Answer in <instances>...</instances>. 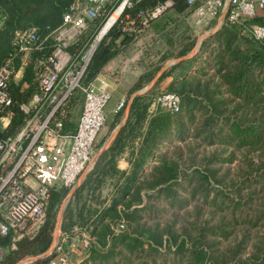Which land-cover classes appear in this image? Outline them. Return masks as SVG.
Masks as SVG:
<instances>
[{
  "label": "trees",
  "instance_id": "16d2710c",
  "mask_svg": "<svg viewBox=\"0 0 264 264\" xmlns=\"http://www.w3.org/2000/svg\"><path fill=\"white\" fill-rule=\"evenodd\" d=\"M69 1L0 0V62L11 51L14 29L32 24L36 26L38 35L44 36L58 24L61 12ZM131 1V6L125 7L123 14L128 12L134 15L137 9H148L156 2ZM169 6L176 11L190 7L185 0H171ZM157 16L150 18V21ZM263 20L264 16L254 15L240 23L221 22L200 42L195 55L174 62L157 77L158 83L170 76L166 89L178 94V108L175 111L157 106L153 108L136 154L130 162L129 171L122 177L110 203L98 209L84 202L77 209V217L80 219H87L94 212L90 218V234L94 240L90 241L81 264H165L167 260L181 264H264V37L254 38L244 30L246 25ZM101 21L102 18L96 17L89 22L87 29L70 47L73 55L76 54V44L92 39ZM123 23V19L116 21L98 39L81 74L82 83L91 79L124 45L135 39V34H127L122 29ZM135 25L138 26L136 21ZM188 46H182L176 52L177 55L184 54ZM36 53L31 52L19 80L9 85L13 114L0 132L2 134L16 131L24 121V113L18 108V102L36 90L32 73ZM192 66L194 70H191ZM151 72L152 69L141 72L128 93L144 84ZM22 82L26 85L22 86ZM73 91L65 104V114ZM150 92L151 88L132 96L124 124L112 143L100 154L98 161L102 159L103 165L110 168V173L115 171L113 158L125 138L133 137V130L140 127L153 98ZM66 123L64 117L63 128L68 129ZM189 137L197 138L200 145L204 144L202 146L214 144L220 146V150H227L228 156L225 158L228 161L237 151V155L241 154L239 174L225 173L215 178L213 173L216 169L208 165L212 162L211 157L204 158L200 164H194L196 152H193V147L196 143L191 145V142L185 146V159L192 165L188 170L184 166L181 147L173 146V141H184ZM170 147L171 150H168ZM215 152L214 155L217 154ZM147 160L150 163H146ZM96 165L91 170L94 175L87 176L70 197L66 204L67 215L71 214V200L78 196L80 188L90 179L97 180L95 174L98 171H106ZM200 165L204 167L203 173L199 170ZM140 170L141 174L136 180ZM208 176L219 185L212 186V193L209 190L208 194L205 190L199 199H203L211 210L219 212L220 219L218 217L217 222L200 227L193 221L190 229L181 223L179 231L171 228L169 222L162 226L155 220L153 223L147 222L153 219L144 217L149 216V211L153 209L150 204L152 199L163 193L173 201L177 187H187L193 178L195 181L200 178L208 181ZM140 189H144V203ZM63 192L62 188L52 191L43 224L20 246L9 247L10 233L0 235V247L3 248L0 264H13L21 256L38 253L47 247L54 225L51 208ZM118 204L123 205V209L131 206L123 213V219L130 229L114 232L107 218L120 217V210L116 208ZM178 217L176 211L172 213L173 222ZM223 222H227V225L236 223V230L240 226L246 231L251 228L258 230L246 256H240L244 249L241 244L246 241L244 238L232 243L229 254L225 253L226 250L221 252L209 248L212 243H217V237L224 238L229 233V230L222 227ZM72 224L73 221L63 220L61 229L67 230ZM204 237H207V241L203 242ZM161 246L165 249L162 252ZM160 253L163 256L159 258ZM52 254L34 258L27 264H46Z\"/></svg>",
  "mask_w": 264,
  "mask_h": 264
},
{
  "label": "built area",
  "instance_id": "2783aa9c",
  "mask_svg": "<svg viewBox=\"0 0 264 264\" xmlns=\"http://www.w3.org/2000/svg\"><path fill=\"white\" fill-rule=\"evenodd\" d=\"M197 1L200 4L195 10L199 18L214 17L220 10L224 12L220 21L228 23L243 22L255 15L256 8L264 6V0H185L188 6ZM170 3L171 0H156L152 7L137 9L131 15L123 14L124 8L131 6V0H70L58 24L44 36L40 37L32 24L13 30L11 51L0 62V132L13 114L9 85L19 80L31 52L38 53L32 72L36 90L18 102L24 121L12 133H0V235L10 233L9 247H14L19 238H30L37 232L46 217L50 192L74 185L90 161L97 134L106 120L104 105L112 93L108 80L97 73L85 83L80 81L85 64L102 36L96 38L100 27L109 20L108 29L123 19L122 29L136 32ZM96 17L102 18L97 32L83 50L73 55L70 47ZM244 30L254 38H262L264 20L248 24ZM75 88L82 92V103L73 129H65V104ZM124 102L125 96L121 95L113 110L121 109ZM150 104L152 108L175 111L179 96L161 89ZM124 225L123 221L116 222L113 230L119 231ZM82 244L87 246V239H82ZM55 247L53 255L63 251L60 260H66L60 245ZM53 255L46 264H57Z\"/></svg>",
  "mask_w": 264,
  "mask_h": 264
},
{
  "label": "rangeland",
  "instance_id": "374dc122",
  "mask_svg": "<svg viewBox=\"0 0 264 264\" xmlns=\"http://www.w3.org/2000/svg\"><path fill=\"white\" fill-rule=\"evenodd\" d=\"M200 4V2H195L192 6L185 8L182 11H176L175 8L170 7L167 5L164 7L159 15L154 19L152 22H148L147 25L142 26L138 31H132L131 29H127V34H135V39L131 46L133 49H140L144 52L146 61L148 62H158L161 63V65L164 62H169L172 60H176L177 58H180V55H177V51L184 45L188 44L187 50L184 52L188 56H193L197 53L200 42L207 36L209 32H211V29H208L209 26H212V24L215 22V16L214 17H208L207 15H204L203 17H198V14L196 13L195 8ZM220 12V10H219ZM217 12L216 14H219ZM101 28V27H100ZM101 30V29H100ZM99 30V32H100ZM99 32L96 36H98ZM87 33V32H86ZM85 33V34H86ZM82 39V38H81ZM92 39L84 42L80 41L76 44L77 50L79 49L83 50L88 43ZM197 47V48H196ZM195 49L194 52H191ZM157 55V57H155ZM152 56V57H151ZM187 56V57H188ZM195 68H193L194 70ZM150 82H146L144 84H141L138 88H136L132 94H135L137 92H141L144 88L145 90L151 88L150 96L153 97L154 94L161 90L167 88V82L165 80H162L161 82L153 81L154 77L151 78ZM17 80V79H16ZM13 83H15L13 81ZM131 86V85H130ZM129 84L125 83L115 88V96H117L119 93H124L125 98L129 100L130 96L128 95V90L130 88ZM122 88V89H121ZM127 90V92H126ZM112 98L108 99L106 104L110 102ZM82 103V92L80 89L75 88L72 94V97L70 99L69 105L67 107V112L65 114V121L67 122L65 125L68 129H71L76 121V118L78 116L80 107ZM106 104L104 105V111ZM124 107V105L122 106ZM120 109L117 112H114L112 116L107 117L104 125L99 129V132L97 134V139L94 142L92 154L90 157V163L87 165V167L84 168V170L81 172V174L84 171H87L90 166L93 164L94 160L95 163H97V167L102 169H105V172L100 173V171L97 172L99 174H95L96 179H90L86 183L82 189L80 188L79 194L77 197L72 198L71 200V214L67 215L66 212V200L68 197V192H66L67 188L64 189L63 194L58 199V201L52 205L51 211L53 213V219H54V225L53 230L51 233V237L49 240V243L47 247L35 254H25L18 258L13 264H27L30 260L37 258L40 254H45L43 256H47L52 254L54 251L55 246L53 245L54 242L58 241L61 242L62 239L69 238L73 242H76L78 239L82 241V239H87V246L89 245L90 241L88 240V236L91 238V240H94V237L90 234V229L92 227V222L90 218H92V215L94 212L91 213V216L87 219H80L77 217V209L85 202L91 207H101L102 205H105L106 200L110 197L111 188L114 187V184L117 181L118 176L110 174V168L108 166L103 165V160H99V157H97L100 153V149L102 146H105L108 144V141L111 140L118 128V126H113L117 120L116 117H119ZM106 112V111H105ZM174 142V143H173ZM173 146L179 145L182 150V159L184 161V166L188 167V170H190L192 165L190 164V161L185 159L187 157V149L185 151V146L189 142H191V145L196 143V146L193 147V152L195 153V160L194 164H200L204 160V158L208 159L211 157L212 162L208 165L216 169L214 171V177L220 178L222 174L227 173L228 175H236L239 174L238 166L240 163L241 154L237 155V151L234 153V156L228 161L225 157H227V150H220V146L211 144V145H200L198 139H193V137H189L184 139V141H173ZM171 143V144H172ZM173 148V147H172ZM171 150V147L168 148V150ZM216 151V155L213 154V151ZM96 157V158H95ZM156 162V158L154 160ZM94 163V164H95ZM150 163V162H148ZM207 163V161H206ZM91 164V165H90ZM189 164V165H187ZM89 166V167H88ZM97 169V168H96ZM200 172L203 173L204 167H201L200 165ZM207 172V171H206ZM78 174V177L76 178V182L79 180L80 175ZM227 180V179H226ZM237 180V177L235 178ZM99 183V184H97ZM184 184L186 182H183ZM97 184V186H96ZM218 183L213 182L212 177L208 176V181H203L202 178L199 179V181H195V178L188 184V186H180L175 189L176 191V197L175 200H171V198H166L163 193L158 195L155 199H152V211H149V216L145 215L146 219L147 217H153V219H148V223H153L155 220L160 224V226L163 225V223L169 222L171 228H175L176 231H179V225L182 223L186 226L187 229L191 228V224H193V221L197 226L200 227H206L207 225L211 223H215L218 220V217L220 219L219 212H215L214 210H211L209 205H206V203L203 201V199H199L201 196V193H203L205 190L209 194V190L212 193L213 188L212 186H218ZM57 188L55 189H61ZM225 189V188H224ZM54 192V190H52ZM50 192V194L52 193ZM225 191V190H224ZM140 194L143 199V203L146 201L145 195H144V189H140ZM142 203V204H143ZM50 206V195L47 202V208ZM131 206L124 208L123 205L118 204L116 208L120 210V217L119 218H112L108 219L107 222L114 227L116 225V222L123 221L124 227L121 230H129L130 227L128 226V223L125 222L124 218V212H127L130 209ZM46 208V212H47ZM197 208L199 210H197ZM124 210V211H123ZM151 210V209H150ZM211 210V211H210ZM177 213L178 220L176 222H173L174 220L171 218L172 213ZM182 217V218H180ZM63 220H70L73 221V224L70 228L67 230L61 229V223ZM227 222L222 223V227L226 230H229V233L224 236V238L217 237L216 240L217 243H212L211 246H209L210 249H218L221 252H224L226 254H229V252L232 250V243L238 240L245 239L246 241L242 243L241 245L244 246L243 251L240 253L241 257L246 256L250 249H251V242L253 241L255 237V233L258 232L256 228H251L249 231L244 230L243 227H239V229L236 230V223H229L231 225H227ZM120 231V230H119ZM118 232V231H114ZM244 233H246L244 235ZM207 237H204L202 240L207 241ZM213 240H215L213 238ZM205 244V243H204ZM172 247H174V244H172ZM161 252L164 249L163 246L160 247ZM3 253V248H0V256ZM53 253V254H54ZM52 254V255H53ZM76 258H71L72 264H81L82 258L84 256L83 252H79V254H75ZM163 256L162 253H160L159 258ZM236 258V256L234 257ZM235 260V259H233ZM164 264V263H159ZM165 264H181L180 262H174L170 263L169 260L165 262Z\"/></svg>",
  "mask_w": 264,
  "mask_h": 264
},
{
  "label": "crops",
  "instance_id": "0c3cea01",
  "mask_svg": "<svg viewBox=\"0 0 264 264\" xmlns=\"http://www.w3.org/2000/svg\"><path fill=\"white\" fill-rule=\"evenodd\" d=\"M223 13L224 12L221 11V12H219V14H217L215 16V22L212 24V26H209V28H208V29H211L210 31H213L215 28H217L220 25V23H221L220 20L223 17ZM255 16H264V6L256 8ZM152 21H154V19ZM152 21H150V22H152ZM133 41L134 40L129 41L126 45H124L97 72L98 75L103 76L104 78H106L108 80V82L111 86V89H112V93H111V97H110V99L112 98V100L110 102H108L106 104V107H105L107 117H110L113 115V113L115 112L113 110L114 104L116 103V101L118 100V98L121 95H124V93H119L117 96H115L116 86L118 88L119 84L122 85L125 83L129 84V86H130L136 80V78L138 77V75L141 72L148 70V69H152V72H151V76L149 77V79L146 82H150V80H152L151 79L152 77H154L153 81H156L157 77L165 69H167L171 64H173L177 60L176 59L175 61L172 60L169 62H164L162 65H161V63L158 64V62H152L151 63L150 60L147 62L145 54L143 51H141L140 49H133V47L131 46ZM194 51H195V49L192 50L191 52H194ZM183 55L184 54H181L180 56H183ZM155 57H157V55ZM169 78H170V76L165 77L163 80H165L167 82L169 80ZM135 89H133L130 93H128L130 98H129V100H128V98L127 99L125 98L124 107L121 108L122 110L120 111L119 117H116L117 120L113 126H118V128L116 130L114 137L108 141V144L101 147V149H100L101 151L97 157H100L101 152L112 143V141L115 138L119 128L124 124V122L128 116V113H129V105H130L132 96L145 91V89H144L141 92H137L135 94H132ZM126 92H127V90H126ZM152 113H153V108H152V105L149 104L147 109H146V113H145L144 117L142 118V121L140 122V127L136 128L137 131H136V129L133 130V134H135V135L133 137L131 136V137L125 138V142L122 145L121 149H119L118 153L114 156L113 162H114L115 171L110 173V174L117 175L118 178H117L116 183L114 184V187L111 188L112 190L109 194L110 197L108 200H106L105 205L110 203L111 197L118 190L117 189L118 184L121 182L122 177L124 176V174H126L129 171L130 162L136 154V148H137L138 144L140 143L142 135L145 131V128L147 125V120L151 116ZM148 162H149V160L146 161V163H148ZM89 163H90V161H89ZM89 163H88V165H89ZM94 163H95V160H94L92 165L90 164L91 166L87 171H84L82 174L80 173L81 175H80L79 180L77 182L75 180L74 185L67 188L66 192L69 191L67 193L68 194V197L66 200L67 203H68L70 197L72 196L73 192L83 183V181L87 178V176L90 175L92 177L94 175V173L91 172ZM137 174H139V175L138 176L136 175V178H135L136 180L140 176L141 170ZM97 184H99V183H97ZM97 184H96V186H97ZM131 187H132V185L130 186V188ZM105 205H102L101 207H103ZM101 207L96 206V208H98V209H100ZM89 241H91V239ZM57 244L60 245V248L62 250H64V252L66 254L65 259L67 261H69L70 264H72L71 258L72 257L76 258L75 254H79V252H83L85 255L86 249L88 247V246H84L82 244V241L79 239L76 242H73L69 238L62 239L61 242L56 241L53 243L54 246H56ZM55 249H56V247L54 248V251H55ZM46 254H48V253H46Z\"/></svg>",
  "mask_w": 264,
  "mask_h": 264
},
{
  "label": "water",
  "instance_id": "95a60500",
  "mask_svg": "<svg viewBox=\"0 0 264 264\" xmlns=\"http://www.w3.org/2000/svg\"><path fill=\"white\" fill-rule=\"evenodd\" d=\"M188 55L186 54V53H184V55L183 56H180V58H177V60L176 61H178V60H180V59H182V58H184V57H187ZM175 61V62H176ZM145 89V88H144ZM143 89V90H144ZM142 90V91H143ZM139 174H137V176H138ZM27 237L26 236H23V237H21V238H19L18 240H16V242H15V246L17 247V246H20L23 242H25V241H27ZM43 255H46V253L45 254H40V255H38V257H43ZM64 256V253H63V251H59V252H57L55 255H53V260L57 263V264H70L69 263V261H67V260H64V261H61L60 259H61V257H63Z\"/></svg>",
  "mask_w": 264,
  "mask_h": 264
},
{
  "label": "bare ground",
  "instance_id": "6f19581e",
  "mask_svg": "<svg viewBox=\"0 0 264 264\" xmlns=\"http://www.w3.org/2000/svg\"><path fill=\"white\" fill-rule=\"evenodd\" d=\"M113 15H114V14H113ZM108 24H109V20H108L105 24H103V25L101 26V28H100L101 30H100L98 36H96V38H99V36H101V35L103 34V32L107 29Z\"/></svg>",
  "mask_w": 264,
  "mask_h": 264
}]
</instances>
